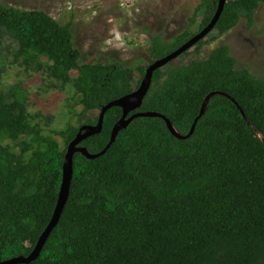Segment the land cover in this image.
Segmentation results:
<instances>
[{"label": "trees", "instance_id": "1", "mask_svg": "<svg viewBox=\"0 0 264 264\" xmlns=\"http://www.w3.org/2000/svg\"><path fill=\"white\" fill-rule=\"evenodd\" d=\"M261 4L226 0L213 31L224 35L241 19L253 26ZM217 7L218 0H200L188 29L170 42L154 36L134 83V70L121 63L81 64L72 22L0 5V35L16 44L14 63L72 87L82 107L77 127L46 135L23 95L0 92V263L27 258L51 222L67 147L80 128L96 126L104 106L137 91L148 66L207 27ZM3 75L0 67V85ZM138 113L165 117L184 138L161 118L140 117L99 158L76 153L59 222L30 264H264V81L238 69L222 45L206 60L177 58L154 72L126 119ZM122 117V108L109 109L101 133L78 147L102 152Z\"/></svg>", "mask_w": 264, "mask_h": 264}, {"label": "rangeland", "instance_id": "2", "mask_svg": "<svg viewBox=\"0 0 264 264\" xmlns=\"http://www.w3.org/2000/svg\"><path fill=\"white\" fill-rule=\"evenodd\" d=\"M199 4L200 0H0L5 7L43 11L60 24L72 22L73 42L81 64L121 63L134 70V83L139 78L136 68L150 62L151 39L156 35L163 42L175 39L189 28ZM201 15L191 26L192 32L197 31ZM254 21L249 27L241 19L224 35L212 31L199 50L192 48L178 62L188 65L206 60L214 49L226 45L238 69H246L264 81V4L256 10ZM15 47L8 36L0 35V67L4 69L0 92L16 90L23 95L28 111L40 116L37 122L46 135L68 125L77 127L82 107L72 87L62 90L44 74L24 71L14 63ZM42 60L47 62L46 58ZM76 76V72L71 73L72 78ZM55 139L63 147L60 137Z\"/></svg>", "mask_w": 264, "mask_h": 264}, {"label": "water", "instance_id": "3", "mask_svg": "<svg viewBox=\"0 0 264 264\" xmlns=\"http://www.w3.org/2000/svg\"><path fill=\"white\" fill-rule=\"evenodd\" d=\"M225 2H226V0H218V7H217V10H216V13H215L213 19L211 20L209 25L207 27H205L201 32L197 33L189 41H187L180 48H178L177 50H175L174 52H172L171 54H169L165 58L157 60L148 66V68L146 69V72H145V76H144V78H143V80H142L137 91H135L134 93H132L129 96L123 97L119 100L113 101V102L107 104L106 106H104L101 110L99 120H98V123L96 126H94V127L84 126V127L80 128L75 139L67 147V151H66V155H65V161H64V165H63L62 185H61V189H60V193H59V197H58L57 206L55 208L51 222L49 223V225L47 226V228L45 229V231L43 232V234L39 238L38 243L35 246L33 252L27 258L19 257V258L12 259L9 261L1 262L0 264H30L39 258L40 253L43 249V246L46 243L49 235L52 233L54 228L57 226L59 219L61 217L62 211L64 209V206L66 204V201H67V198L69 195L70 182H71L72 174H73V171H72L73 157L76 153H81L87 159H91V160L99 158L100 156L104 155L107 152V150L110 148V146L115 142L118 132L121 129H125L134 119L140 118V117H148V118L158 117V118H161L162 120L165 121L168 130L174 136H176L180 139L184 138L183 136L176 133L172 124L165 117H163L159 114L138 113V114L131 116L128 119H126V118H127L129 111H131L135 108H139L141 106V103H142L144 97L147 95V93L151 87L154 72H156L157 70L163 69L171 61H173V60L179 58L180 56H182L183 54H185L187 51L192 49L197 43H199L201 40H203L205 37H207L214 30L215 25H216L218 19L220 18L221 14L223 12ZM214 95H216V94L212 93L206 97V100L203 104V107H202V110H201L199 117L195 120L188 136H185V138H187L193 134L195 127H196V124L198 122V119L204 113L205 105L210 100V98ZM133 99H136V101L132 102ZM235 105L240 110L243 118L245 119L243 111L239 108V106L236 103H235ZM113 107L122 108L123 117L119 121V123L114 127V129L111 133L110 142L106 146V148L102 152H100L99 154H89L84 148L78 147V145L84 139H86L92 135H96V134L101 133L102 127H103L104 116H105L106 112Z\"/></svg>", "mask_w": 264, "mask_h": 264}, {"label": "built area", "instance_id": "4", "mask_svg": "<svg viewBox=\"0 0 264 264\" xmlns=\"http://www.w3.org/2000/svg\"><path fill=\"white\" fill-rule=\"evenodd\" d=\"M67 9H68V10H70V9H71L70 5H69V7H68Z\"/></svg>", "mask_w": 264, "mask_h": 264}]
</instances>
